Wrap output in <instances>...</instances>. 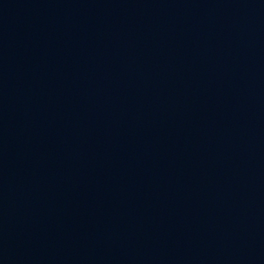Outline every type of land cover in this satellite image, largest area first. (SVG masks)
<instances>
[{"label": "water", "instance_id": "obj_1", "mask_svg": "<svg viewBox=\"0 0 264 264\" xmlns=\"http://www.w3.org/2000/svg\"><path fill=\"white\" fill-rule=\"evenodd\" d=\"M0 264H264V0H0Z\"/></svg>", "mask_w": 264, "mask_h": 264}]
</instances>
